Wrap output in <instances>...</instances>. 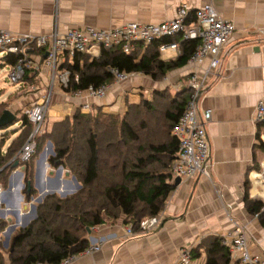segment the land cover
<instances>
[{
    "label": "crops",
    "instance_id": "0c3cea01",
    "mask_svg": "<svg viewBox=\"0 0 264 264\" xmlns=\"http://www.w3.org/2000/svg\"><path fill=\"white\" fill-rule=\"evenodd\" d=\"M209 2L236 28L222 49L219 68L200 99V109L212 112L208 125L209 177L181 179L169 196L160 227L155 231L129 237L128 225L122 219L92 229L88 234L90 245L102 242L101 250L84 252L70 264H174L182 248L193 250L207 237L233 242L232 236L238 227L245 228L251 253L264 258V226L256 215L249 214L244 203L247 185L251 198L264 202V186H257L251 180V173L264 165L261 138L264 125L254 121L258 103L264 96V0H0V30L31 37L65 34L84 27L111 30L128 22L156 25L174 20L181 6H187L190 14L196 16ZM179 55L161 56L168 61ZM67 57L72 61L71 55L64 54L59 58L60 65ZM2 58L0 65H4ZM43 58L37 49H31L29 59L33 67L41 65ZM207 65V61L202 68L188 63L161 82L135 74L126 81L115 82L104 99L91 104L118 113L120 108L125 109L127 95L140 98L148 92L147 98H150L154 90L179 88L184 78L187 86L190 76ZM32 72L37 76L34 86L49 81L48 69ZM71 98L78 106L88 101L86 97L79 101L71 94L56 91L54 103L63 104ZM56 173L55 179L60 175L61 181L57 189L46 186V193L59 195L60 183L70 180L71 176L59 173V169ZM38 189L42 192L39 184ZM75 192L67 191V194ZM1 217L5 222L9 219L5 214H0ZM0 253L5 264H9L7 251L0 248ZM204 262L205 256L196 259L194 264Z\"/></svg>",
    "mask_w": 264,
    "mask_h": 264
},
{
    "label": "trees",
    "instance_id": "16d2710c",
    "mask_svg": "<svg viewBox=\"0 0 264 264\" xmlns=\"http://www.w3.org/2000/svg\"><path fill=\"white\" fill-rule=\"evenodd\" d=\"M189 18L194 21L196 16L191 13ZM166 42L179 43L180 55L176 59L162 58L160 46ZM200 45V40L175 36L150 45L138 43L131 53L120 47L102 49L98 58L78 53L72 61L67 57L59 67L60 71H70L69 83L61 89L72 95L113 85L116 81L110 69L161 82L171 72L187 66ZM37 51L45 57L43 49ZM20 58L8 55L2 59L4 66L13 69ZM36 79V74L27 69L21 83L31 87ZM128 96L122 117L93 105L90 113H83L79 107L72 116L47 122L44 133L33 139L36 154L30 161L17 157L33 135L34 124L28 115L16 117L11 125L0 129L5 132L0 136V186L7 188L17 163L24 169L25 202L38 196L34 186L35 162L49 141L55 152L48 159L50 167L66 168L81 185L74 195L61 198L51 194L44 199L37 207V218L13 236L7 252L9 264H61L87 251L88 230L122 219L134 233H140L143 220L164 211L176 188L172 171L180 143L173 130L187 108L191 89L187 85L175 94L170 88L154 90L149 99L141 97L138 102ZM5 109L1 104L0 118ZM19 122L22 125L16 131H5ZM9 133L15 137L6 136ZM244 203L249 214L257 215L264 226V202L251 198L248 185ZM6 227L7 223L0 221V235ZM224 241L221 237L203 239L192 250L191 260L205 256L204 264H232L230 246ZM0 264H5L1 253Z\"/></svg>",
    "mask_w": 264,
    "mask_h": 264
},
{
    "label": "built area",
    "instance_id": "2783aa9c",
    "mask_svg": "<svg viewBox=\"0 0 264 264\" xmlns=\"http://www.w3.org/2000/svg\"><path fill=\"white\" fill-rule=\"evenodd\" d=\"M190 15L187 6H181L174 20L161 24L143 25L128 22L111 30L84 27L70 30L65 34L39 37L16 36L8 31L0 30V52L2 56L16 55L21 57L18 65L11 69L9 74L13 83H21L27 69L39 72L42 68H45L49 71V80L51 79L53 84L57 81L60 82L62 88L68 85L70 77V71L59 70V58L64 54L74 56L81 53L98 58L102 49L120 47L125 53H131L138 43L150 45L153 42L175 36H181L183 40H200L201 45L191 56L189 63L202 68L207 61L208 65L205 69L196 71L190 76L188 87L191 89V98L178 125L173 130V135L179 140L180 147L172 172L173 180L209 177L210 142L208 125L212 119V112L211 110L202 111L200 109V99L205 93L212 75L219 68L222 49L232 38L236 28L232 22L224 19L219 14L211 2L205 3L196 12L194 21L189 20ZM32 48L43 49L46 52L47 55L45 54L41 65L32 66L29 59ZM160 53L162 56L168 54L178 55L180 54V45L177 42L162 43ZM110 72L117 83L126 81L130 76L135 75H129L117 69H110ZM111 87L112 85L97 89L91 88L86 92H76L72 95L79 101L85 97L88 99L86 103H80L79 107L82 112L89 113L92 109L91 102L104 99ZM46 110L47 107L44 106L27 113L29 120L35 126V131L22 151V154L25 155L24 158L27 157V159L22 158V160H28L30 154L35 151L36 144L33 139L41 131ZM254 121L258 125H264V96L258 103ZM261 138L264 142V135ZM251 180L257 186H264V165L261 171L251 173ZM62 195L63 193H60V196ZM161 215L162 213L159 216L143 220L140 224L142 232L157 230L161 224ZM256 217L258 216L256 215ZM126 234L129 237L135 235L132 226L128 225ZM232 238L233 242L231 243H228L224 238V243L230 246L232 262L264 264L263 257L251 253L244 227H238ZM101 244L102 242L98 245H90L85 252H98L101 250ZM191 252L192 249L182 248L174 264H192ZM75 257H69L61 264H70Z\"/></svg>",
    "mask_w": 264,
    "mask_h": 264
},
{
    "label": "rangeland",
    "instance_id": "374dc122",
    "mask_svg": "<svg viewBox=\"0 0 264 264\" xmlns=\"http://www.w3.org/2000/svg\"><path fill=\"white\" fill-rule=\"evenodd\" d=\"M10 71L11 69L9 67L0 65V105L4 104L6 108L5 110L12 112L16 117H21L23 114L27 115V113L31 112L32 110L38 107H44V106L47 107V110L45 113L46 115L45 120H44L43 125L41 126V131L39 135L44 133L45 124L47 122L52 123L53 120H58L61 118H65L67 116H72L76 112V109L79 108L78 103H76L72 98L68 100L67 102H63V104L56 105L55 104L56 102L54 103L55 92L56 91L62 92L60 82L57 81L53 84L52 80L50 79L49 81L45 83H42V82L37 83L36 86L34 87L33 86L29 87L28 85L24 86L22 83L15 84L11 81L10 75H9ZM186 82H187V78L182 79V81L180 82V87L177 89L176 88L172 89V93L175 94L176 92L180 91L182 88L186 87ZM147 95H149L148 92L146 94L144 93V95L140 96V98H137L135 95H132L130 97V100L133 102H138L140 101L141 97L149 99L147 98ZM120 98H122V96ZM120 98H118L119 101H121ZM123 104H124V98H123L122 106ZM125 109L120 108L118 110V113H113V114H118L119 116L122 117L125 113ZM83 113L87 114L86 112H83ZM21 125H22V122H19L15 126H10L5 131L14 132L18 128H20ZM34 131H35V126H34L33 133ZM4 134L5 132L3 131V129L0 130V136ZM6 136H9V138L15 137V135L12 136L10 133L9 135H6ZM49 142H47L44 145L42 152L38 155L37 160L35 162L34 186H35V189L38 190V196H36L35 198H32L30 203L25 202V197L23 195V191L25 189L24 188L25 187L24 169L22 166H18L17 163L14 165L16 166L15 170L12 171L8 179L7 188H3L2 186H0V214L1 215L5 214V217L9 216V219H8L9 222L8 220H6L7 227L1 233L2 239L0 240V243H1L0 248H2L4 251H7V252L9 251V246L11 244V240L13 236L15 235V233L22 228H26L32 221H34L37 218V213H36L37 210H34V209L35 208L37 209V207L40 204H42L44 199L48 196V195L44 196V194L46 193L45 191L46 186L48 187L51 186L52 189H57L58 182L61 181L62 176L60 177V175H57V179H55L56 174H57L56 172L58 169L51 170L50 166L48 167L49 164H48L47 159L51 157V154L49 152V147H48ZM10 144H11L10 141H8L7 145H10ZM7 147L8 146H6V148ZM53 150H54V147H53ZM21 152L17 154V157L22 160V158H24L25 155H23ZM35 154H36L35 152L30 154V158H28V160L26 161H30ZM54 156H55V152H54ZM24 159H27V157H25ZM10 164L11 163H9L8 166ZM38 167H39L38 173L40 176L39 182L36 176ZM47 169H48V173L46 175ZM61 173H63L66 176L68 175L70 177L69 172L67 171L66 168H62ZM69 177H66V179H68ZM74 177L75 176L73 177L71 176L69 178L70 179L69 181H62L60 183V187L62 188V190L59 191L60 193H63V195L64 194L66 195L67 191L69 193L71 191H76L75 193H77L81 189V188L77 189ZM36 180H37V183H36ZM37 184H39V187L42 190V192L39 191ZM64 189H67V191H64ZM74 194H71V195H74ZM63 195L61 196V198H66L68 196H71V195H67L63 197ZM15 206L17 207V210L15 209ZM8 211H9V214H8ZM0 219H1L0 221L5 220V218H2V217ZM194 263H196V260L192 262V264Z\"/></svg>",
    "mask_w": 264,
    "mask_h": 264
},
{
    "label": "water",
    "instance_id": "95a60500",
    "mask_svg": "<svg viewBox=\"0 0 264 264\" xmlns=\"http://www.w3.org/2000/svg\"><path fill=\"white\" fill-rule=\"evenodd\" d=\"M15 120H16V116L12 112H10L8 110H5L4 113H3V115L0 118V129L1 128H5L8 125H11ZM48 147H49V152H50L51 156H54L53 144L51 142H49ZM61 170H62V168L59 169V173H61ZM36 176H37V178L39 177L38 171H37ZM74 180L76 182L77 189H80L81 188V185L78 183V181L76 180L75 177H74ZM180 182H181V180L180 179H177L176 180V183H175V186H179ZM49 194L50 193H46L44 196H47ZM65 196L66 195L64 194L63 197H65ZM34 210H37V209L35 208ZM88 233L90 234L91 233V230H88Z\"/></svg>",
    "mask_w": 264,
    "mask_h": 264
}]
</instances>
